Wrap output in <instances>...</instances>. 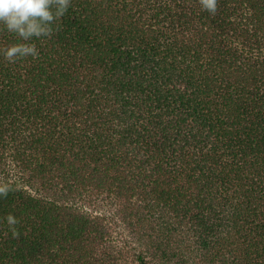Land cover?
Returning a JSON list of instances; mask_svg holds the SVG:
<instances>
[{"label":"trees","instance_id":"16d2710c","mask_svg":"<svg viewBox=\"0 0 264 264\" xmlns=\"http://www.w3.org/2000/svg\"><path fill=\"white\" fill-rule=\"evenodd\" d=\"M36 43L0 56V264H125L115 228L139 264H264V0H72Z\"/></svg>","mask_w":264,"mask_h":264},{"label":"clouds","instance_id":"9594fccd","mask_svg":"<svg viewBox=\"0 0 264 264\" xmlns=\"http://www.w3.org/2000/svg\"><path fill=\"white\" fill-rule=\"evenodd\" d=\"M72 0H0V30L13 37V42L0 46V56L10 64L19 60L39 58L38 41L52 37L55 27L69 10ZM203 10L214 14L217 0H200ZM13 189L0 184V198ZM13 235L19 221L14 215L6 217Z\"/></svg>","mask_w":264,"mask_h":264},{"label":"rangeland","instance_id":"374dc122","mask_svg":"<svg viewBox=\"0 0 264 264\" xmlns=\"http://www.w3.org/2000/svg\"><path fill=\"white\" fill-rule=\"evenodd\" d=\"M12 178V177H11ZM117 231L118 241L123 247V256L126 259L125 264H139L137 262V255L139 254V250L135 248V246L129 242V239L123 235V232L119 231V228H115Z\"/></svg>","mask_w":264,"mask_h":264}]
</instances>
